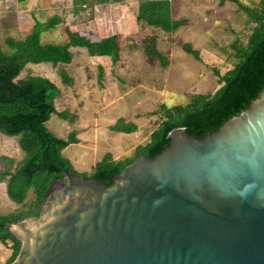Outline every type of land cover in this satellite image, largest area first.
I'll return each mask as SVG.
<instances>
[{"label":"water","instance_id":"95a60500","mask_svg":"<svg viewBox=\"0 0 264 264\" xmlns=\"http://www.w3.org/2000/svg\"><path fill=\"white\" fill-rule=\"evenodd\" d=\"M107 185L63 169L9 264H264V88L214 131L182 127Z\"/></svg>","mask_w":264,"mask_h":264},{"label":"trees","instance_id":"16d2710c","mask_svg":"<svg viewBox=\"0 0 264 264\" xmlns=\"http://www.w3.org/2000/svg\"><path fill=\"white\" fill-rule=\"evenodd\" d=\"M90 1L92 4H105L118 0H71L74 5ZM225 0H219L221 4ZM247 15V22L252 23L245 41L240 42L235 36L230 44L234 49V59L229 69L218 73L212 69L218 86L212 92L193 94L184 104L165 106L159 104L150 114L157 115L148 140L138 145L132 153L122 159H113L105 154L90 170L77 172L70 162L62 156V149L69 143L76 142L75 131L66 138L50 133L45 125L50 113L71 122L74 115L68 111L56 112L53 101L58 95L56 85L47 78L27 73L17 78L27 63L47 62L52 66L68 63L72 53L69 47L84 48L88 55L109 56L111 62L119 58L120 36L112 34L100 39H93L85 33L69 30L54 15L45 21L33 19L30 32L22 38L6 36L3 49L0 45V133L6 136H17V145L23 156L18 161L0 157V181L5 182V194L16 205L13 212L0 214V244L8 245L10 253L4 262L9 264L15 257L20 241L2 224L7 221L19 222L26 218H36L50 184L63 174V169L74 175H82L87 179H97L100 184L107 185L113 175L140 155H155L169 142L167 133L182 127L193 135H205L216 128L226 118L257 95L264 88V0H258L255 8L248 7L239 0H230ZM137 11L135 22L140 32L128 35L137 43L132 48H139L147 61L155 62L160 53L154 47V36L144 34L145 26L154 27L165 33L173 31L179 25L186 24L187 19L172 20L169 16L167 0H136ZM57 26L64 43L62 45L42 43L41 31ZM44 27V29H43ZM142 32V33H141ZM144 34V35H143ZM137 36V39L135 37ZM185 52L192 54L200 61L198 51L187 43L179 42ZM162 66V65H161ZM65 79L64 71L58 72ZM101 76V69H99ZM69 80L65 79V82ZM70 83V82H69ZM119 122V123H118ZM134 124L122 120L109 126L111 130L131 132ZM30 191L32 198L24 201Z\"/></svg>","mask_w":264,"mask_h":264},{"label":"rangeland","instance_id":"374dc122","mask_svg":"<svg viewBox=\"0 0 264 264\" xmlns=\"http://www.w3.org/2000/svg\"><path fill=\"white\" fill-rule=\"evenodd\" d=\"M128 1L124 5V13L118 12L116 16L114 13L108 17V22L110 24L112 22L111 31L121 29L120 55L118 60L112 63L111 68L104 73L103 87L98 85L101 80L97 81V64L91 63L83 48H68L74 56L67 65L52 66L47 62L27 63L17 76L21 78L30 72L31 75H39L52 81L60 92L59 99L54 103L56 111L60 112V109L67 108L70 113L76 112L80 118L77 120H83L84 117L87 125L94 123L97 126L111 125L119 118L134 122L132 118L135 113L138 114V120L142 125L140 136L135 137L126 133L124 138L119 140L120 146H124L126 150L124 156L131 154L133 146L142 145L148 140L143 139L150 125L148 119L157 117V115L148 114L159 104L168 107L184 104L193 94L215 90L218 84L212 69H216L221 74L231 67L234 60L231 55L234 49L230 44L235 36L240 42H244L252 25L247 22L246 13L230 0H225L221 5L216 4L217 0H169L170 19H187L188 21L168 33L154 27L145 26L141 29L144 34L155 37L154 47L160 53L159 58L150 63L139 48L131 47L132 43H137L138 40L135 42L128 35H134L140 32V29L139 24L133 21L134 10H131L135 0ZM239 1L252 8H255L258 3V0ZM67 4L68 0H0L1 47L7 49L4 45L6 36L21 38L30 32L34 18L45 21L54 15L59 16L71 31L82 29L84 30L82 32L97 34L99 30L93 26L92 22L95 20V15L100 13L96 12L97 9L93 10L92 3L88 1L84 5L75 6L73 9H78V14L73 16L70 14L71 7ZM40 40L42 43L56 45L64 43L56 25L42 30ZM179 42L187 43L192 49L198 51L200 61L195 60L192 54L185 52ZM105 59H108V56ZM61 71H64L65 79L69 80L65 84H63L65 79L58 73ZM70 81L73 84L72 88L75 87L76 90H70L68 86ZM44 125L57 137L67 136L61 127L57 113H51L44 121ZM108 129L110 131L105 130L104 134H96L93 145L94 158L88 166L93 167L101 161L100 158L105 156V152L115 154L116 144L111 138L115 136V130ZM91 131L87 130L88 133ZM90 134L92 135L93 132ZM89 144L91 148V143ZM76 149L78 147L69 144L63 149L62 155L71 159ZM22 156L23 153L17 145V136H6L0 133V157L11 158L15 162ZM2 162L4 159H0V163ZM86 166L85 163L80 167L85 168L79 169L74 164V170L88 171L90 167ZM31 198L32 193L28 191L24 201ZM17 207L19 205L13 203L5 194V182L0 181V214L11 213ZM9 253L8 245L0 244V262H4Z\"/></svg>","mask_w":264,"mask_h":264},{"label":"crops","instance_id":"0c3cea01","mask_svg":"<svg viewBox=\"0 0 264 264\" xmlns=\"http://www.w3.org/2000/svg\"><path fill=\"white\" fill-rule=\"evenodd\" d=\"M167 1H168L169 11H171L170 10V5H169V0H167ZM127 2H129V1L128 0H120V1L118 0L116 2L105 3L104 6H100V4H92L93 10L94 9H97L96 12H99L100 13V14H96L95 15V20H94V22H92L93 23V26L94 27H97L99 31H97V34H94V32H92V33L82 32V31H84L82 29H77V30H74V31H76L78 33H85L87 35L89 34L88 36L91 37V38H93V39H100L102 37H106V36H109V35H112V34H118L120 36V38H121V31H120L121 29L119 31L118 30L117 31H111L110 30V28H112V22H111V24H110V22H108L109 21L108 17H111V15H113L114 13H115V16H116V14L118 12H121V13L123 12L124 13L125 12L124 5H126ZM216 2H217L216 3L217 5H221L224 1L221 4H219V0H217ZM84 4L85 3H83L81 5H84ZM77 5H74L73 6V4L71 3V0H68L67 6L71 7L70 14L72 16L78 14V12H77L78 9H76V10L73 9ZM131 10H134V16H133L134 18H133V21H135V15H136V11H137V2H136V0H135V2L132 5V9ZM105 30H106V32H104ZM134 32H137V31H134ZM130 33H132V32H130ZM119 45H120V43H119ZM75 48H81V47H75ZM119 52L120 51L118 50V54L120 55ZM71 53H72V56H71L70 61L73 59V56H74V53L73 52H71ZM105 57H107V56H105V55H103V56L88 55L87 56V58L90 59L91 63L94 62L95 64H97V66H96V73H97V78H98L97 81H100L101 80V83H98V85H100V87H103V85H102V78L104 77L103 76L104 73H106V70L107 69H110L111 68L112 63H113V62H111V59L109 58V56H108V59H105ZM68 63H64L63 65H67ZM99 69H101V76H99ZM28 73L30 74V72H28ZM63 84H65V83H63ZM68 86H69L70 90H76L75 87L72 88L73 87V84L71 83V81H70V83H68ZM58 91H59V89H58ZM59 97H60V92H58L57 97L54 99L53 106H54L55 101L58 100ZM78 104L80 105L79 102H78ZM63 109H60V112H61V110L68 111L69 114L74 115V118H73V120L71 122H69L68 120H66V119L61 118L60 116H58L59 119H60V122H61V127L67 133V135H69L71 133V131L72 132L75 131L74 138L76 139V142L69 143V144H72L73 146L78 147V149H76V153L74 154V156L71 159H68V158H66V159L70 162V164L73 167V169H74V164L79 169H84L85 167L84 168H80V167H82L85 163L87 164L86 167L89 168L90 166H88V165L92 161V159L94 158V153H93V149L94 148H93V145L95 144L94 141L96 139V134H104L105 133V130L106 131L107 130L110 131L108 128H109V126H111L113 124H111V125L110 124H107L106 126H97V124H95V123L94 124H91V125H87L84 122L85 121L84 120L85 119L84 117H83V120H77V118L78 119H80V118L76 115V112L70 113L67 108H63ZM55 111H56V109H55ZM148 115H152V114H148ZM138 118H139V115L135 113L134 116H133V118H132V119H134V122L132 120L131 121H127V120H125L123 118H119V119H117V121L122 120L124 123L129 122V123L134 124V126H135L134 129L131 132H127V133H129L131 136L132 135H135V137H136V136H140L139 134H141V131H142L141 121H139ZM149 120H150V125L147 128L148 133H146L144 135V137H143L144 140L148 139V135L151 132L152 127H153V123H155V121L157 120V117L155 116L154 119H148V121ZM108 121H110V120H108ZM117 121H115V123ZM87 130L88 131L89 130H92L91 132H93V134L91 135L90 134L91 132L88 133ZM125 134H126V132L116 131L115 130V136L114 137H111L112 140H113V142H114V144H116V149H114L115 154L114 155H111L110 152H105L104 154H109L111 156V158H113V159H122V158L128 157L129 155L128 156H124L125 155L124 153L126 152V150H124V146H120L121 142L119 141L120 139L124 138ZM66 137H64V138H66ZM88 141L91 143V148H89V145L90 144H89ZM136 146H138V145H136ZM136 146H133V147L131 146L132 147L131 148V153H132V151L134 150V148ZM63 149H62V151H63ZM62 151H61V154H62ZM102 158H103V156L100 159H102ZM92 165H93V163H92ZM90 169H91V167L89 168V170Z\"/></svg>","mask_w":264,"mask_h":264}]
</instances>
